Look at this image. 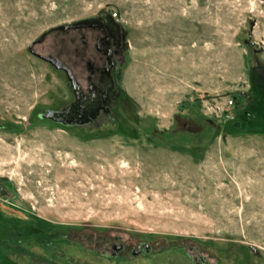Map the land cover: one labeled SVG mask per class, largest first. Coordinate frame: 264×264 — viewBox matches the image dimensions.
<instances>
[{
  "label": "rangeland",
  "instance_id": "obj_1",
  "mask_svg": "<svg viewBox=\"0 0 264 264\" xmlns=\"http://www.w3.org/2000/svg\"><path fill=\"white\" fill-rule=\"evenodd\" d=\"M101 15L129 46L114 121L40 119L70 94L29 47ZM256 67L264 0H0V264H264Z\"/></svg>",
  "mask_w": 264,
  "mask_h": 264
},
{
  "label": "flooded vegetation",
  "instance_id": "obj_2",
  "mask_svg": "<svg viewBox=\"0 0 264 264\" xmlns=\"http://www.w3.org/2000/svg\"><path fill=\"white\" fill-rule=\"evenodd\" d=\"M50 37L53 51L45 56L37 53V46ZM38 40L32 45L31 53L53 64L43 61L63 75L70 94L67 104L51 111L55 112L53 120L41 118L47 111L38 117L69 128L114 121L113 110L123 101L119 79L129 48L122 28L108 15H101L52 29ZM63 70L68 72L70 82ZM111 249L114 256L124 250L122 245H112ZM141 249L138 247L132 254H140ZM144 250L148 251L149 247Z\"/></svg>",
  "mask_w": 264,
  "mask_h": 264
},
{
  "label": "trees",
  "instance_id": "obj_3",
  "mask_svg": "<svg viewBox=\"0 0 264 264\" xmlns=\"http://www.w3.org/2000/svg\"><path fill=\"white\" fill-rule=\"evenodd\" d=\"M254 82H255V86H256V88L258 89V91L260 92V93H264V72L263 71H261L260 69H258L257 67H256V69H255V71H254ZM258 106V105H257ZM256 106V109H259L260 110V108L259 107H257ZM247 109V113L246 114H248V112L249 113H251L252 114V117H253V119H256L257 120V118H258V116H260V114L258 115V114H256V112H253V110L252 109H248V108H246ZM246 112V111H245ZM194 128V127H193ZM183 128H181V129H179V132H185V131H187L188 133H190L191 131L190 130H186V129H184V130H182ZM197 130H199V129H197V126H195V130L193 129V131H194V133H198V134H200L199 132H197ZM190 131V132H189ZM199 150V147H195V150H197V149ZM9 230H12L13 231V229L12 228H9ZM15 231V230H14ZM19 235H22L21 233H18ZM30 236H37L36 234H32V235H30ZM39 236V235H38ZM37 239H39V237H37Z\"/></svg>",
  "mask_w": 264,
  "mask_h": 264
},
{
  "label": "water",
  "instance_id": "obj_4",
  "mask_svg": "<svg viewBox=\"0 0 264 264\" xmlns=\"http://www.w3.org/2000/svg\"><path fill=\"white\" fill-rule=\"evenodd\" d=\"M43 36H44V35H43ZM41 38H42V36H41ZM41 38H40L38 41H40ZM31 48H32V45L29 47V52H30L31 55H33V54L31 53ZM41 60H42V61H45V62H48V63H50L51 65H53L48 59H43V58H41ZM63 71H64V73H65V75H66L67 82H70V77H69L68 72H67L66 70H63ZM54 114H55V112L47 111L45 114L41 115V118H42V119H50V120H53V117H52V116H53Z\"/></svg>",
  "mask_w": 264,
  "mask_h": 264
},
{
  "label": "built area",
  "instance_id": "obj_5",
  "mask_svg": "<svg viewBox=\"0 0 264 264\" xmlns=\"http://www.w3.org/2000/svg\"><path fill=\"white\" fill-rule=\"evenodd\" d=\"M232 103H229V105H231Z\"/></svg>",
  "mask_w": 264,
  "mask_h": 264
}]
</instances>
